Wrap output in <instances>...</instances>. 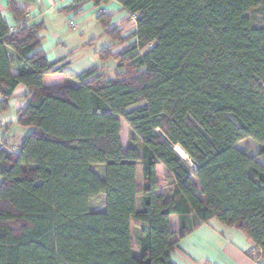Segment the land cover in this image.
I'll return each mask as SVG.
<instances>
[{"label": "trees", "instance_id": "trees-1", "mask_svg": "<svg viewBox=\"0 0 264 264\" xmlns=\"http://www.w3.org/2000/svg\"><path fill=\"white\" fill-rule=\"evenodd\" d=\"M116 1L137 30L98 15L114 42L133 40L98 51L114 73L94 66L51 86L61 70L41 49L43 25L12 31L0 14V113L25 85L18 123L30 129L19 151L0 149V264H175L172 215L179 238L216 219L264 259V164L237 145L253 138L264 160V0Z\"/></svg>", "mask_w": 264, "mask_h": 264}, {"label": "crops", "instance_id": "crops-1", "mask_svg": "<svg viewBox=\"0 0 264 264\" xmlns=\"http://www.w3.org/2000/svg\"><path fill=\"white\" fill-rule=\"evenodd\" d=\"M15 2L26 10L25 20L15 18L9 7L10 0H0V14L12 31L24 26L43 25L41 49L49 61L55 63L54 69L61 70L45 77L44 82L48 86L78 76L94 66H106L107 72L111 71L116 62L114 60L102 62L98 51L104 46L115 44L113 52H119L133 41L124 45L114 42L104 34L105 31L101 27L98 30V15L102 13L109 15L111 27L121 30L123 36L137 30L134 15L116 0H110L100 6H96L94 0H15ZM9 55L15 58L14 51ZM17 71L13 65V74H17ZM26 93V86L18 85L8 111L0 113V149L19 151L30 130L18 123V111L27 104ZM2 179L0 176V183ZM142 182L141 175V185ZM171 226L178 239L172 253L175 264H259L250 253L254 242L235 227L213 219L209 223L200 224L185 237L179 238L180 222L177 215H172Z\"/></svg>", "mask_w": 264, "mask_h": 264}, {"label": "rangeland", "instance_id": "rangeland-1", "mask_svg": "<svg viewBox=\"0 0 264 264\" xmlns=\"http://www.w3.org/2000/svg\"><path fill=\"white\" fill-rule=\"evenodd\" d=\"M254 15H256V16L259 15V19L262 18V16H260L258 11L255 12ZM97 26H98L97 27L98 30L101 27L105 31V29L100 25V23H97ZM104 34L106 35L105 32H104ZM98 40H100V38H98ZM116 68H117V63L112 66L111 71H109V74H113L114 69H116ZM132 135H133L132 131L129 129L126 122L124 120H122L121 138H122L124 147H127L128 145L132 144V140H131ZM237 145L240 149L248 152L251 156L255 157L259 162L264 164V160L261 157H259V155H258L259 150L261 148V144L258 143L256 140H254L251 137H248V138H245V139L239 141ZM138 146L141 148V145L139 142H138ZM95 168H96V171L100 175H104L105 165H98ZM159 172H160V176H161L162 189H164V188L168 189L169 181L166 180L165 172H164L162 167H159ZM141 175H142V169H141V165H139V167H138V186H141ZM138 200L140 203V197ZM104 206H105V198L103 196L100 197L99 199H94L91 201V208L92 209L102 210V209H104Z\"/></svg>", "mask_w": 264, "mask_h": 264}, {"label": "built area", "instance_id": "built-area-1", "mask_svg": "<svg viewBox=\"0 0 264 264\" xmlns=\"http://www.w3.org/2000/svg\"><path fill=\"white\" fill-rule=\"evenodd\" d=\"M136 19V15L133 16ZM250 253L258 261L259 264H264V259L262 257L263 252L255 244H253Z\"/></svg>", "mask_w": 264, "mask_h": 264}, {"label": "bare ground", "instance_id": "bare-ground-1", "mask_svg": "<svg viewBox=\"0 0 264 264\" xmlns=\"http://www.w3.org/2000/svg\"><path fill=\"white\" fill-rule=\"evenodd\" d=\"M178 151L182 157H184L185 159L187 158L186 153L182 149H178Z\"/></svg>", "mask_w": 264, "mask_h": 264}, {"label": "water", "instance_id": "water-1", "mask_svg": "<svg viewBox=\"0 0 264 264\" xmlns=\"http://www.w3.org/2000/svg\"><path fill=\"white\" fill-rule=\"evenodd\" d=\"M175 149H176V150H178V148H177V147H175ZM178 152H179V151H178Z\"/></svg>", "mask_w": 264, "mask_h": 264}]
</instances>
